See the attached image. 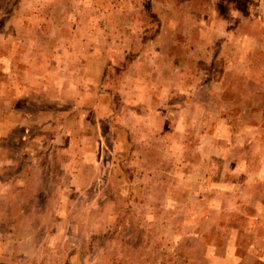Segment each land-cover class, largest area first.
<instances>
[{"label":"rangeland","instance_id":"1","mask_svg":"<svg viewBox=\"0 0 264 264\" xmlns=\"http://www.w3.org/2000/svg\"><path fill=\"white\" fill-rule=\"evenodd\" d=\"M0 264H264V0H0Z\"/></svg>","mask_w":264,"mask_h":264}]
</instances>
